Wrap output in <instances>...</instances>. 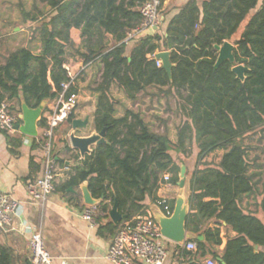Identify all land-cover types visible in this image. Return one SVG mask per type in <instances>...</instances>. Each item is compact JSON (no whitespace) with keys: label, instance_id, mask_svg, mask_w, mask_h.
<instances>
[{"label":"trees","instance_id":"trees-1","mask_svg":"<svg viewBox=\"0 0 264 264\" xmlns=\"http://www.w3.org/2000/svg\"><path fill=\"white\" fill-rule=\"evenodd\" d=\"M35 1L51 9L48 16L41 13L45 16L41 22L25 10L23 1L17 6L26 23L40 22L32 31L31 44L39 33L42 51L34 55L30 47L19 48L0 66L4 92L0 102L21 94L26 105L36 109L45 101L58 100L63 85L70 82L64 67L66 50L73 47L70 32L82 30L86 52L78 53L85 64H102L101 81L92 92L97 94L94 130H106V143L80 160L62 188L74 194L87 183L92 196L102 200L98 224L109 219L117 202L126 218L100 232L115 236L120 225L144 216L147 198L160 201L157 193L164 174L170 175L167 183L178 186L180 164L185 162L178 164L172 153L188 158L194 142L198 154L186 229L204 241H191L202 254L211 244L222 245L220 228L210 225L225 223L236 236L228 239L221 258L214 255L217 264H264V179L252 171L260 166L250 160L254 148L245 143L258 130L264 139V0H192L170 19L163 34L159 27L139 38L131 50L126 39L143 24L138 8L147 0ZM159 1L163 6L168 0ZM226 42L234 45L235 62L225 61L216 68V46ZM159 52H170L172 79L157 65ZM237 65L248 68L244 81L232 70ZM114 86L132 103L140 100L141 93L149 94L150 88L157 89L152 96L158 99L177 97L183 116L177 142L170 141L167 127L164 133L154 132L141 113L125 106L118 117ZM77 93L72 85L66 97ZM74 118L72 113L65 124L71 125ZM219 150L224 154L218 164L204 162ZM252 197L255 211L244 206V200ZM175 202L167 201L172 213ZM14 259V251L0 242V264H13Z\"/></svg>","mask_w":264,"mask_h":264},{"label":"crops","instance_id":"crops-1","mask_svg":"<svg viewBox=\"0 0 264 264\" xmlns=\"http://www.w3.org/2000/svg\"><path fill=\"white\" fill-rule=\"evenodd\" d=\"M190 1L192 0L166 1L163 5V10L166 9L168 16L167 18L165 17L166 21L163 26H166L170 19ZM4 2L5 0L1 1L0 14V66H4L10 54L19 48L30 47L34 55H39L42 51V42L39 39V33L36 35L37 40L31 44L32 30L27 27H15V23L19 21L18 18L21 16L20 22L22 20L24 21V18L17 12L7 10L6 7L4 8ZM42 18V16L38 17L39 20ZM154 32H147L146 35H152ZM70 36L73 47L67 48L66 50V63L64 66L68 68L72 76L78 77V74L81 72L87 75L85 82H81L77 78L75 81L79 104L74 112V120L89 121L85 127L73 129V120L71 125L61 124L53 131L52 155L58 168L57 184L56 191L49 196L44 205L32 200L27 186L30 182H33L44 174L46 159V139L44 137L46 122L44 117L55 108L57 100L51 102L45 101L44 109L38 119V135L36 137L25 135L19 129L14 134L0 133V194H10L23 208L21 216L11 217L10 227L6 232L0 229V242L14 251L15 259L13 264H31L28 246L30 233H28V230L35 229L41 231L47 250L54 258L55 264H112L106 259V255L112 244L114 235L111 232H100V228H104L112 222L111 218L101 219L98 226L93 228L82 218V211L86 205L83 201L81 187L73 191L76 198L73 197L74 194H71L72 189L64 190L62 188L73 174L72 169L79 165L80 160H82L78 150L72 146L71 134L75 133L78 137L84 138L91 136L95 131L94 115L96 112L97 94L93 93L92 89L91 92L87 91L84 87L87 86V83H89L97 68L101 69L100 74H102V64L100 61L85 64L83 58L78 53L81 52V54H84L86 52L82 30L74 28L71 30ZM107 39L110 45H112V36H108ZM130 43L129 46H131L129 49L131 50L135 45L133 46L134 41ZM71 49L74 51V57L70 56L69 50ZM49 83L52 84L51 80H49ZM148 93L145 96L150 100L149 105L151 104V100L164 104V101L168 102L172 98H175V114L179 115L181 119L176 125L178 129L183 121V116L179 110V100L177 97L172 96L169 99L164 97L158 99L157 96H152V94L157 93V89L155 88L148 89ZM0 94H4L1 89ZM145 96L142 93L139 95L140 100L134 103L135 108L131 107L132 104L126 105V108L136 113H141L137 110L142 102L146 101ZM93 98L94 102L90 104L85 102L86 99L93 100ZM10 101L13 104V112L18 118V124L23 126L24 121L21 119V116L23 114L22 105L24 100L22 99V95L20 94ZM29 108L34 109L32 107ZM141 115L144 119L142 113ZM42 121L44 124H41ZM144 121L147 123L145 119ZM166 124H164L163 133L165 127H167L169 129V139L175 144L177 142V130L173 134V125ZM197 154L198 151L196 150L194 156L186 158L177 153L175 155L172 153L173 158L178 164L182 160L185 162L184 164H180V166L181 168H186V177L189 182L191 181L192 172L195 169ZM223 154L224 151L220 152V156L214 160L212 155H210L206 157L204 162H215L218 164ZM77 156H79V160L76 159ZM165 175L167 174H164L162 179ZM181 192L182 189L179 186L164 182L161 184L157 196L160 200L163 199L172 202L177 200L182 194ZM79 193H81V197ZM145 204L148 207L147 211L153 217L163 212L162 208L158 206V203L152 202L149 198H147ZM244 206L253 211L255 209L253 197L250 199L246 198L244 200ZM210 226L211 228H220L222 245L216 246L211 244L207 251L202 254L198 250L196 252L188 251L185 247H180L177 243L166 240L165 246L169 252V256L165 264H205L207 260L214 259L215 254L221 258L225 252L228 239L235 237L236 233L232 227L227 226L225 223H222L221 226L211 223ZM190 242L193 241L188 240L184 244Z\"/></svg>","mask_w":264,"mask_h":264},{"label":"built area","instance_id":"built-area-1","mask_svg":"<svg viewBox=\"0 0 264 264\" xmlns=\"http://www.w3.org/2000/svg\"><path fill=\"white\" fill-rule=\"evenodd\" d=\"M138 10L143 17V24L128 34L127 43L146 36L147 32L158 30L166 21V18L162 15L163 6H161L159 0H147ZM157 65L162 67V62L157 60ZM65 69L69 73L68 68L65 67ZM69 77L70 82L63 85L64 90L60 94L55 108L44 117L46 122L44 174L27 186L32 200L41 205H44L49 196L56 191L58 168L52 155L53 131L68 121L79 104L78 94H71L66 97L67 90L72 85L75 86L77 78V76H72L70 73ZM18 122V118L13 112L12 102L8 99L0 102V133H16ZM163 179L167 183L170 175H165ZM158 206L162 208L166 216H172L173 213L166 200L161 199ZM22 212L21 204L10 194H0V229L2 231L6 232L8 230L12 216H21ZM101 216L99 205H86L82 211V218L93 228L98 226V219ZM28 233H30L28 246L31 264H55L54 258L47 250L41 231L28 230ZM166 240L168 239L163 237L159 224L153 215L147 211L144 216L120 225L106 259L112 264H165L169 256L165 246ZM178 245L185 247L188 251L196 252L198 250L195 242ZM205 264H217V262L214 259H209Z\"/></svg>","mask_w":264,"mask_h":264},{"label":"water","instance_id":"water-1","mask_svg":"<svg viewBox=\"0 0 264 264\" xmlns=\"http://www.w3.org/2000/svg\"><path fill=\"white\" fill-rule=\"evenodd\" d=\"M216 49L219 52L216 68H218L225 61H230L232 63L235 62L233 54L234 45H232L230 42H226L222 46H216ZM155 59L160 60L162 62L163 69L167 72L170 79H172V69L174 65L170 61V52H159L156 54ZM232 70L237 75L238 79H240L241 81L245 80V74L248 71L247 67H245L244 65H237ZM44 106L45 102H43L40 107L36 109H31L26 105L25 102L23 103V114L21 116V119L24 121V125H17V128L23 134L32 137H36L38 135V119L42 114ZM88 121L89 120H74L72 123L73 129L85 127L88 124ZM70 139L73 148L78 150L82 159H85L87 155L92 154L96 146L106 143V130H103L102 132L94 131L91 136L84 138L78 137L75 133H72ZM180 177L181 181L178 186L182 189V194L177 198L175 202V207L172 216H166L163 211L161 214L157 215L154 218L160 226L163 237L174 243L184 244L186 241L193 239H196L198 241H204V237L197 236L191 232H188L186 229V220L190 213L189 200L191 196V181L189 182L187 180L185 167H182ZM81 191L85 205H99L101 203L102 200L95 199L92 196L87 183H84L81 186ZM109 217L115 225H118L120 221L126 218V216L122 215L119 212L117 202L113 205L109 213ZM254 248L256 252H258L259 247L254 246ZM220 262L223 263L222 260H220Z\"/></svg>","mask_w":264,"mask_h":264},{"label":"rangeland","instance_id":"rangeland-1","mask_svg":"<svg viewBox=\"0 0 264 264\" xmlns=\"http://www.w3.org/2000/svg\"><path fill=\"white\" fill-rule=\"evenodd\" d=\"M21 1H23V3H24L25 10L27 12H30V14L34 17L42 16L44 18L45 16H43L42 14L48 16V14L51 12V9L44 3H39V2H36L35 0H21ZM19 2H20V0H5L3 5H4V8L6 7L7 10L15 11L19 15H22L20 12V9L17 6L19 4ZM162 15L167 18L168 12L166 11V9L162 11ZM20 18H21V16L18 18L19 21L17 23H15V27H19V26L20 27H27V28H30L32 31L43 20V18L40 19L39 23H31V22L26 23L23 20L20 22ZM165 28H166V26H163V25L161 26V33L162 34L164 33ZM138 40L139 39L134 40L133 46L137 43ZM69 53H70V56L74 57L73 56L74 51L72 49L69 50ZM100 71H101L100 68H97L94 71V73L91 77V80L89 81V83H87V86L84 87L87 91L91 92V89L97 87L98 84L100 83V81H101ZM83 73L84 72H81L80 74H78V77H77V79L81 80V82H85L87 80V75L85 73L84 74ZM89 92H88V95H89ZM112 95L119 102V104L117 106V110H118L117 116L118 117L123 116L124 106L126 107V105L132 104L131 107L135 108V104L132 103L130 100H128L126 98V95L124 94V92L122 90H120L118 87L114 86L112 88ZM85 102L90 104V103L94 102V98H93V100L92 99H86ZM149 102H150V100L148 99V97H146V101L142 102V104L139 106L137 111H140L143 114L144 119L150 125V128L154 132L163 133L164 123L162 122V120H165L167 122L166 125H170V126L173 125V127H172L173 132L172 133L173 134L176 133V130H177L176 125L180 122L181 119H180L179 115L175 114V98H172V100L171 101L169 100L168 102L164 101L165 102L164 104H160L155 100H151V104L149 105ZM157 112H159V113H157ZM245 143L254 148L250 151V160H252V161L256 160L255 164L260 166V168H253L252 171L253 172H260L262 174V179H264V139H261L260 130H258L256 133L248 136L245 139ZM196 150H197V147H196L195 143L193 142V145H191V157L195 155ZM220 152H223V151L219 150V151H216V152L210 154V155H212L213 160L217 159L220 156ZM175 153L176 152L173 151L174 155H175ZM259 190H263L262 184L259 185ZM248 204L251 205L250 202H248ZM254 210L255 209H253V211Z\"/></svg>","mask_w":264,"mask_h":264}]
</instances>
